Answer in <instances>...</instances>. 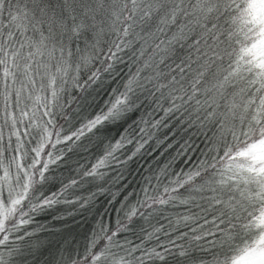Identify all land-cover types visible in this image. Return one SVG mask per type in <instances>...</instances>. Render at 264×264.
Listing matches in <instances>:
<instances>
[{"label": "snow or ice", "instance_id": "1", "mask_svg": "<svg viewBox=\"0 0 264 264\" xmlns=\"http://www.w3.org/2000/svg\"><path fill=\"white\" fill-rule=\"evenodd\" d=\"M98 196L77 247L38 235ZM29 262L264 264V0H0V264Z\"/></svg>", "mask_w": 264, "mask_h": 264}, {"label": "trees", "instance_id": "2", "mask_svg": "<svg viewBox=\"0 0 264 264\" xmlns=\"http://www.w3.org/2000/svg\"><path fill=\"white\" fill-rule=\"evenodd\" d=\"M69 175L71 172L68 167L63 164L60 165L59 168L53 169L52 173L49 174V179L40 186V191L44 193L58 191L62 186L61 181ZM108 207L110 205L106 203V198L98 196L94 207L87 212L83 209L71 208L65 204H56L50 208H45L34 217L35 223L43 225L45 228V231L38 235L45 240V244L59 242L61 249L70 245L77 247L83 240L81 234L90 230L98 219L105 218L104 212ZM49 258V255L44 257L45 260Z\"/></svg>", "mask_w": 264, "mask_h": 264}]
</instances>
